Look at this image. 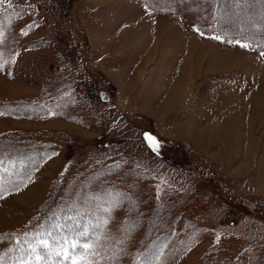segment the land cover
Returning <instances> with one entry per match:
<instances>
[{
    "label": "rangeland",
    "instance_id": "1",
    "mask_svg": "<svg viewBox=\"0 0 264 264\" xmlns=\"http://www.w3.org/2000/svg\"><path fill=\"white\" fill-rule=\"evenodd\" d=\"M155 1L5 0L3 5L21 6L23 12H6L8 23L0 21V41L23 44L17 46L13 59L3 57L15 63H6L4 71H0V103L21 99L44 102L80 90L87 104L83 108L72 105V110L49 122L45 115L0 116V155L17 151L24 143L23 134L31 132L43 133L42 140L57 147V155L31 167L33 171L26 170L31 165L27 154H21L26 160V172H19V162L25 160L15 162L19 174L27 173L32 179L27 187L11 194L5 191L6 198L0 199V238L6 237L0 239V250L12 248L15 242L11 236L40 217L47 219L57 207H64L60 206L64 199L58 198L55 203L50 197L57 180L70 168L125 160L138 172L129 174L126 169L123 178L113 179L117 189L126 193L124 197L106 192L78 199L89 210H97L98 222L105 202L114 204L111 213H115V219L110 228L113 233L121 227L127 229L126 233L118 232L124 244L130 240L128 235L132 248V241L141 239V246L135 247L143 256L152 258L153 264H161L159 255L167 248L171 252L164 264H222V260L227 264H264V56L259 55L261 49L236 46L239 39L228 36L225 40L232 39L234 43L229 44L230 51L223 52L228 58H220L216 55L217 45L223 43L210 39L216 35L199 29L204 33L201 36L194 31L200 27L198 15L176 18L158 12L179 19L199 41H209V52L213 53L209 54V75L199 76L187 91L183 90L181 104L170 111L165 121V111L142 105L144 98L154 94V78H165L161 63L156 61L158 51H146L145 62L131 60L133 38L140 40L141 34L134 36L129 28L143 26L153 31L160 27L144 16ZM243 1H247L243 6L235 0H198L196 5L198 9L211 10L231 27L250 30L251 36L260 41L264 38V0ZM162 3L169 6V0ZM179 38L175 37L177 41ZM206 61L202 65L207 66ZM114 85L132 97L123 110L117 109ZM160 91L163 96V88ZM101 93L109 95L111 102L105 103ZM94 120L98 124H93ZM144 134L159 141L157 152L149 147ZM91 185L90 192L95 189ZM82 187L87 189V185ZM180 197L184 199L182 211L171 217V209L164 204L174 199L181 201ZM191 213L199 226L192 222L193 225L202 231L189 239L183 232ZM169 218L172 225L167 227L165 219ZM46 226L55 230L53 222ZM161 226L167 232L161 231L156 240ZM172 229L181 235L175 236ZM18 247L24 245L16 244L8 256L22 255ZM132 248L127 250L132 252ZM125 259L119 260L124 264ZM16 260L13 263L19 262ZM135 263L145 264V260L136 259ZM45 264L70 262L52 256Z\"/></svg>",
    "mask_w": 264,
    "mask_h": 264
},
{
    "label": "trees",
    "instance_id": "2",
    "mask_svg": "<svg viewBox=\"0 0 264 264\" xmlns=\"http://www.w3.org/2000/svg\"><path fill=\"white\" fill-rule=\"evenodd\" d=\"M161 1L163 2V0H157L151 3L149 5L150 9L157 13L165 12V13H170L177 17H180V16L182 17L186 15H192V16L198 15L199 18L196 19V22L200 23V27H197V28L200 29L201 31L203 30V31H206L207 33H211L214 35H221L224 38L228 36H235L239 40L247 41L248 43H250L253 46V49H260L257 45L260 43H264V38L259 41L257 38L252 37L250 30L245 29V28L236 29L234 27H231L229 24H226L225 22L221 21L219 18L214 16L211 10L198 9L199 6L196 5V2L198 0H177L176 2L174 0H171V1L169 0V6H165V7L163 6L164 4ZM244 3H247V1L246 2L243 1L242 3H239L238 6H243ZM174 7H176V9ZM11 9L16 10L17 12L22 11L21 6L1 5L0 11H2L3 14L0 15V21L3 20V22L8 23L6 12H8V10H11ZM164 9H166V11ZM168 10H170L171 12H169ZM21 44H23V42L21 41H8V42L0 41V53H3V57L8 58L9 56H11V59H13L16 56L17 46ZM86 104H87L86 100L79 93H76L75 91L73 92L71 91L65 95L59 96L58 98L44 101L42 103L37 100H32V99H21V100H15V101L2 102L0 103V111L4 112L7 115H10V114H19V115H24V116L50 115L51 117L54 118V117H61V115L62 116L65 115L70 110V108L72 110L73 109L72 105H78L79 107L82 106L83 108L85 107ZM51 113H55V114H51ZM93 124H98V123L96 122V120H94ZM42 134L43 133L41 132H31L28 135L23 134V137H22V141L24 142L23 145L18 146L17 148L18 150L15 152L8 151V153L6 152L5 155L1 154L0 158L5 159L6 165H12V164H15V162L20 159L21 161H24L25 159L22 160V158L24 157H22L21 154H27L29 157L28 163L31 165H28L29 166V169H28V167L24 164L26 160L24 162H19L21 164L19 172L23 173V172H26V170L28 171L32 170L36 164L40 163L44 159H47L49 156H53L52 154L57 152V147L53 142L42 140V138L40 137L42 136ZM26 150H29V152L26 153L25 152ZM24 165L26 166L25 171H24V168H25ZM77 167H78L77 169L70 168L68 171H66V173L64 174L65 176L63 175L64 176L63 178H61L60 180H57V184L52 190L53 193L50 198L54 197L55 203H56V199L58 198L61 201L62 199H64L63 205L61 201L58 200L61 203L60 206H64V207H57L58 209H54V211H51L47 219L43 218L44 219L43 220L42 217H40L39 220H36L34 223H32L33 225H31L30 227L23 228L21 233H19L18 235L11 236L10 237L11 241L13 240L15 242V243H12L13 245L12 248L10 246H9L10 248L6 246L4 247L3 250H0V256H3V264H20V262L13 263L17 261L16 259H18L16 256L12 257L11 255L8 256L7 254L9 249L12 250L16 247L18 240L27 242V241H31L33 237L44 238L48 240L49 247H56V245L53 243L54 240H59L62 236H70V237L76 236L79 228L80 230H87L89 233H92L94 231V226L99 223L96 218L97 214H95L97 210H95L94 208L89 210L90 207L82 202H79L78 199H81V198L85 199L89 197L93 198L94 195H99L102 193L104 194L106 192L117 194L119 197H124L126 193L124 191H121V190L119 191L117 189L119 186L115 185V181L113 179L114 178L121 179L123 175V170H126V169H127V172H129V174L132 171L138 172V170L135 169V167H132V165H129V163L126 162L125 160L116 161V162L109 163L104 166H99V165L84 166L83 164H79ZM15 171L18 172V170L16 169ZM129 174L127 176H129ZM104 175L105 177H103ZM100 176H102V178ZM125 179L122 180L123 183L125 182ZM107 182L111 184L112 188L108 186L109 184ZM91 184L95 186V189H93V191H96V192H93V191L90 192V190H88ZM83 185H87V189L86 187L83 188L82 187ZM79 188H83L82 191H79ZM55 192L57 193L54 194ZM168 192L171 193V195L173 194L176 195L175 192H171V191H168ZM58 194H62V195H58ZM162 195L164 194L160 193L161 197ZM180 199L181 201L179 199H174L173 201L169 200L170 201L169 203L164 204L167 208L171 209L172 211L170 214L171 217L176 216L179 213H181L182 211L181 205L182 206L184 205V204H181V202H183L184 199L182 200L181 197ZM127 208L128 209L126 211L129 210V207ZM155 208H157V206H155L153 209ZM94 214L95 216H93ZM114 214H115L114 212L110 213L111 219L109 220V223L107 226V230H110L111 232L112 230L110 226L113 224L112 220L115 219ZM105 215H107V213L104 212L101 216L103 217ZM150 218H148L146 222H148ZM170 218L168 220L165 219V222L167 221V227H168V224L170 225L172 223ZM194 218H195V215L191 213V216H189V219L186 220V228H185V231L183 232L185 233V235H187V237L189 235V239L190 237H194L196 233L198 236L199 235L198 233L202 231V228L200 227L198 228L193 225L192 222H194L196 226H199L197 222L198 220ZM52 222L53 224H55L54 226L55 230L53 229V231L51 227L48 228L46 226L47 223H52ZM71 227L75 229L72 230ZM158 228L159 229L157 230H158L159 235L156 236L157 238L156 237L154 238L156 240L160 239L161 231L163 233L167 232V228H165L164 230H162L163 229L162 226ZM172 231H169V233L170 232L172 233ZM51 232H52V235L48 237L47 234ZM174 234L175 236L181 235V234H176L175 232ZM127 237H128L127 240L129 239L130 240L126 242V244L121 245L123 249L122 252L124 253H121L119 259L121 257L122 259L123 257H125L126 259H125L124 264H136L135 263L136 259L137 260L141 259L142 261L145 260L147 256H143L141 252L139 253L137 251L138 249L137 246H141L142 244L141 239L136 242L134 240L132 241V244H134L133 245L134 250L131 252L130 250H127L128 247L129 249L132 248V245L128 244L131 242V238H130L131 236L128 235ZM169 237L171 238V235L166 236V238H169ZM194 238H196V236ZM151 239H153V237ZM135 245H137L136 246L137 248L135 247ZM37 252H40L39 248L37 249ZM170 252L171 251H168V248L163 249L161 252V255H159L160 260H158V262L160 261L161 264H164V261L168 258V255L170 254ZM21 254L23 253L21 252ZM28 259L31 260L32 262L31 264H34V263L45 264L46 263L44 260H41V261L32 260L31 257H29ZM122 261L123 260H121L120 262V260H118L117 264H122ZM222 261H223L221 262L222 264H227L226 261L224 260Z\"/></svg>",
    "mask_w": 264,
    "mask_h": 264
},
{
    "label": "crops",
    "instance_id": "3",
    "mask_svg": "<svg viewBox=\"0 0 264 264\" xmlns=\"http://www.w3.org/2000/svg\"><path fill=\"white\" fill-rule=\"evenodd\" d=\"M146 14L147 15H144L145 17L152 18L153 26H155L156 23L159 24L160 27H154L155 30L153 31H150L147 27L143 28V26L141 28H135L136 26H134V28H129V31H132L134 36L141 34L140 40H138V37H134V41L132 40L134 43L132 44L131 51L133 53L131 60L142 63L147 60V56L145 57L146 51H148V54L155 49L158 51L157 53H159V55L156 58V61L161 63L160 68H163L162 70H164L165 78H163V80L158 77L154 78L152 82V85L154 86V94L144 98L142 105L145 104L144 107H159L162 112L165 111L163 112L162 118L166 121L169 119L168 116L170 111L177 108V106L181 104V93L183 90L187 91V89L195 83L199 76L209 75V54L212 56L213 53L209 52V41H199L197 36L194 37V35L189 31L191 28H188L187 26L185 27L179 19H176L180 17L174 15L173 16L176 18L166 15L163 16L151 9H149V14ZM134 24L138 23H133L132 25ZM167 29H170V31L167 32ZM177 36L180 37L179 41L175 39ZM181 37H183V39L186 38L187 41H184ZM223 44L217 45L220 50L217 49L218 52L216 55L220 58L222 57L227 59L228 57H226L223 52L230 51L229 48L231 47L228 43ZM202 60H207V66L202 65ZM114 87L118 93L116 101L117 109L123 110L126 108V104L132 97L129 95V92L124 95V93L120 91L116 85H114ZM162 88L164 90L163 96L160 95V90ZM78 93L81 94V91L78 90ZM109 102H111V97L108 95L105 103ZM135 102L138 103V96L135 97ZM208 108L209 107H206L204 109ZM52 118L53 117L50 115H45L47 122H49ZM194 119H196V117ZM98 120L99 124L102 125L99 117Z\"/></svg>",
    "mask_w": 264,
    "mask_h": 264
},
{
    "label": "snow or ice",
    "instance_id": "4",
    "mask_svg": "<svg viewBox=\"0 0 264 264\" xmlns=\"http://www.w3.org/2000/svg\"><path fill=\"white\" fill-rule=\"evenodd\" d=\"M5 0H0V5H3ZM236 3H242L243 0H235ZM0 11V15H2ZM32 28L33 25H29ZM199 35L203 36L204 33L199 29H194ZM23 35H27L26 32H22ZM210 39L219 41L221 43L233 44L232 39H227L216 35L210 37ZM235 45L242 49L252 50L253 46L242 40H236ZM261 51L259 55L264 56V43L257 45ZM6 63H15L12 61H4L3 53H0V71H4ZM10 75V73H8ZM55 114V113H51ZM5 115L0 111V116ZM145 140L148 142L152 151L157 152L159 149V141L156 140L151 134H144ZM52 155H57L53 153ZM49 159L51 156L48 157ZM17 165H6L5 159L0 158V199H5V191L11 194L12 191L19 192L22 187H27L28 181L32 179L31 175L24 173L19 174L13 171ZM115 207L114 204L105 202L103 211L107 215L100 219V222L94 226V231L89 233L87 230L79 231L76 236H62L59 240H54L53 243L56 247H49L48 240L44 238L33 237L31 241L18 240L17 244H23V248H17L18 253H23L18 256L20 264H28V258L32 260L45 262L52 256L61 257L64 261L70 262V264H117L119 257L123 251L121 245L124 244V239L118 234V232H127V229L121 227L117 233H113L107 230L109 220L111 219V209ZM127 223L123 221L122 224ZM51 236L52 233H48ZM6 239V237L0 238ZM40 252H37V249ZM11 251V249H9ZM0 264H3V256H0ZM145 264H153L152 258L146 257Z\"/></svg>",
    "mask_w": 264,
    "mask_h": 264
},
{
    "label": "water",
    "instance_id": "5",
    "mask_svg": "<svg viewBox=\"0 0 264 264\" xmlns=\"http://www.w3.org/2000/svg\"><path fill=\"white\" fill-rule=\"evenodd\" d=\"M101 97H102L103 100H107V96H106L105 93H101Z\"/></svg>",
    "mask_w": 264,
    "mask_h": 264
},
{
    "label": "bare ground",
    "instance_id": "6",
    "mask_svg": "<svg viewBox=\"0 0 264 264\" xmlns=\"http://www.w3.org/2000/svg\"><path fill=\"white\" fill-rule=\"evenodd\" d=\"M2 82V81H1ZM32 196V195H31Z\"/></svg>",
    "mask_w": 264,
    "mask_h": 264
}]
</instances>
